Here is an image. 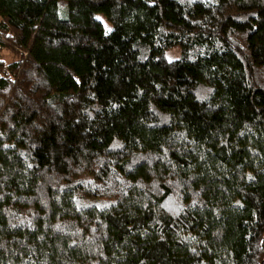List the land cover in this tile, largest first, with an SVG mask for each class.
<instances>
[{
    "label": "trees",
    "instance_id": "16d2710c",
    "mask_svg": "<svg viewBox=\"0 0 264 264\" xmlns=\"http://www.w3.org/2000/svg\"><path fill=\"white\" fill-rule=\"evenodd\" d=\"M2 50L0 264H264V0H0Z\"/></svg>",
    "mask_w": 264,
    "mask_h": 264
},
{
    "label": "rangeland",
    "instance_id": "374dc122",
    "mask_svg": "<svg viewBox=\"0 0 264 264\" xmlns=\"http://www.w3.org/2000/svg\"><path fill=\"white\" fill-rule=\"evenodd\" d=\"M96 18L102 23L103 29L105 31H109L111 29L110 25L103 19L102 16H96ZM180 55V51L178 48H174L172 50L166 51L165 52V58L167 60H174L177 59ZM0 57L4 59L6 62L9 61L10 57L9 54L6 53L5 50L0 51Z\"/></svg>",
    "mask_w": 264,
    "mask_h": 264
}]
</instances>
